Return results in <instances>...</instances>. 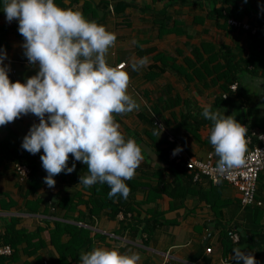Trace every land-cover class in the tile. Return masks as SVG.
<instances>
[{
    "label": "crops",
    "instance_id": "0c3cea01",
    "mask_svg": "<svg viewBox=\"0 0 264 264\" xmlns=\"http://www.w3.org/2000/svg\"><path fill=\"white\" fill-rule=\"evenodd\" d=\"M55 2L63 8L80 10L87 19L116 34L107 61L112 66L124 63L122 70L130 75L128 93L139 105L138 110L115 117L125 138H133L142 149L143 161L134 176L138 185L130 191L136 208L132 214L105 208L88 224L81 221L90 230L92 249L136 252L141 257L139 264H221L222 257H233L234 252L252 254L256 264H264V243L246 251L255 215L246 214L236 187L213 183L204 175L190 180L183 174L187 191L176 189L170 195L157 190L161 181L179 182L173 172L177 166L163 160L165 154L159 149L179 142L201 160H207L208 152L214 151L208 139L212 124L200 114L203 105H211L213 110L258 130L264 128V120H256L264 119V0ZM228 16L255 25L257 31L229 25ZM22 44L18 21L6 20L0 0V50L7 54L3 63L13 82H25L38 71V65L28 63ZM141 57L148 58V66L140 72L132 71L131 60ZM226 68L237 74L224 88L220 76ZM234 83L235 88L231 87ZM38 122V117L28 114L0 126V234L13 220L15 228L33 233L32 240L41 239L43 244L34 248L24 242L16 252L11 247L0 264H56L58 251L51 242L50 228L55 220L77 222L91 193L90 188L77 185L80 175L87 173V166L74 161L71 154L68 165L75 163V170L54 176L52 188L44 183L47 173L40 160L43 150L32 155L21 147L30 127ZM249 146L247 143V149ZM23 157L34 164L31 181H19L15 171L14 164L24 163ZM167 158L173 160L169 149ZM217 159L214 153V162ZM260 172L256 190L258 198L264 199V170ZM46 190L56 195L53 204H46L41 197ZM61 197L68 199V205L55 207ZM152 210L161 215L152 217ZM235 227L246 239L237 250L225 251L222 232Z\"/></svg>",
    "mask_w": 264,
    "mask_h": 264
},
{
    "label": "clouds",
    "instance_id": "9594fccd",
    "mask_svg": "<svg viewBox=\"0 0 264 264\" xmlns=\"http://www.w3.org/2000/svg\"><path fill=\"white\" fill-rule=\"evenodd\" d=\"M2 10L8 22L18 21L24 55L30 65H38V71L25 82L11 81L3 63L7 54L0 50V126L23 115L38 117L21 147L32 155L43 150L40 160L49 188L55 186L54 176L75 170V163L68 165L71 154L87 166L77 185L107 184L109 198L127 199L126 181L134 178L143 154L133 138H125L115 119L139 108L128 93L129 73L123 65L107 61L116 34L55 0H2ZM148 63L147 57L134 58L130 67L140 72ZM200 114L212 124L208 139L218 157L217 168L226 171L243 164L248 129L211 105H203ZM180 151L177 147L173 155ZM140 260L139 253L116 248L96 247L79 255V264H139ZM232 260L256 264L252 254L242 252H234Z\"/></svg>",
    "mask_w": 264,
    "mask_h": 264
},
{
    "label": "trees",
    "instance_id": "16d2710c",
    "mask_svg": "<svg viewBox=\"0 0 264 264\" xmlns=\"http://www.w3.org/2000/svg\"><path fill=\"white\" fill-rule=\"evenodd\" d=\"M232 68L225 69L221 72V78H224L225 85L224 88L227 87V84L230 83L233 79L236 78L237 73H231ZM241 124H246V123H241ZM251 124H246V126L249 128ZM255 141L257 140L256 136L252 137ZM169 141V140H168ZM170 142V141H169ZM180 143L179 142H174L171 143L170 145L172 146H178ZM168 148H162L161 150L159 149V153H164L165 155L162 156L163 160L167 161L171 166L176 165L177 169H174V174L175 177L179 182L175 183H167L165 181L159 182L162 183V186L157 189L154 188V190H159V191H164L167 194H174L176 193V189H184L187 191V185H184L182 181V175L184 174L186 178L192 180L193 172L190 171V173H186V167L184 164L181 162H176L174 160H168L167 158V153H168ZM174 161V162H173ZM21 162H24L25 164L29 165L31 168V174L30 177L27 179V181L32 180V174L34 172V164L28 160L26 157H23V160ZM175 167V166H174ZM177 174L175 171H177ZM261 173V172H260ZM259 173V175H260ZM259 178V176H258ZM223 182V181H222ZM219 182V183H222ZM127 185L130 188V191H134L137 188L138 181L131 179L126 181ZM226 183V182H225ZM90 195L88 197V200L84 201L86 207L84 210L79 211V215L77 220L78 221H83L84 224H88L89 222L92 221L95 215H98L100 210H103L105 208H111L114 213H116L119 210H122L125 213L130 212L131 214L135 210L136 206L133 201H131L130 197H132V193L130 192L127 199H124L123 197H114V198H109L108 193L110 191V188L108 187L107 184H96L90 187ZM182 193V192H181ZM184 193V192H183ZM183 195V194H182ZM255 197L258 198L257 190H255ZM133 200V199H132ZM68 205V199L65 197L59 198V201H57L54 206L56 207H63L64 205ZM245 212L250 213L255 215V217L251 220L255 226L251 227L252 230V235L250 236L252 240H249L247 243V249L246 251H249L253 246H259L264 243V221H261L262 215H263V209L264 207L257 206V205H251L247 204L244 206ZM150 212V211H149ZM152 217H159L161 213L157 210H152L150 212ZM246 219L249 220V216H246ZM74 222H67L65 220H55L54 225L50 228V239L51 242L55 245L57 251H58V256L56 259V264H70L71 261H79V255L82 251H89L92 249V240L90 236V230L89 228L85 227L82 223ZM146 222V220H145ZM15 222H10L7 224L5 227V230L2 234H0V245L2 244H9L13 250L16 252L18 251L20 244L22 243H27L29 245H34L33 247L36 248V245H42L43 241L37 240L34 241L32 240V235L33 233H30L29 231H26L24 229H17L14 227ZM237 227V226H236ZM235 227V228H236ZM148 227L145 225V230ZM63 236H66L65 239H63ZM245 236L241 231H239V239L237 241H233L227 231L222 232L221 236V242L224 246V250H237L238 246L245 241ZM12 252L14 255L15 252ZM9 255V254H8ZM9 258H12L10 256ZM7 259L5 257V254H0V260ZM2 260V261H3ZM27 264V263H26ZM34 264H40L38 261L34 262Z\"/></svg>",
    "mask_w": 264,
    "mask_h": 264
},
{
    "label": "built area",
    "instance_id": "2783aa9c",
    "mask_svg": "<svg viewBox=\"0 0 264 264\" xmlns=\"http://www.w3.org/2000/svg\"><path fill=\"white\" fill-rule=\"evenodd\" d=\"M226 21L229 25L236 27H243L249 29L252 32L257 31V27L251 26L249 23L239 20L237 18L228 16ZM124 65L123 62L114 65L120 66ZM231 87L235 88L236 83L232 84ZM246 140L250 145L243 157V164L228 169L226 171H221L217 168V163L214 162V151L210 150L208 152V159L201 160L193 155H190L183 145L173 146L169 148V157L174 161H181L184 163L185 167L193 172V177L198 178L200 175L206 176L211 182L219 183L226 182L240 191V203L245 206L247 204L257 205L264 207V199L255 197V190L257 187V180L261 170H264V128L258 130L256 127H247ZM163 128V127H162ZM165 128H163L164 130ZM170 140H174L170 134H167ZM253 136H256L257 140H253ZM177 147L181 148V151L173 155V150ZM15 171L17 173L19 181H25L30 177L31 168L25 163L16 162L14 164ZM82 223V222H79ZM229 236L233 241L239 239V231L236 228H231L228 230ZM12 248L9 244L0 245V254L8 255L10 254ZM210 252L211 249L207 248ZM221 264H229L232 262V257L227 254L221 258ZM46 263V261H43Z\"/></svg>",
    "mask_w": 264,
    "mask_h": 264
},
{
    "label": "water",
    "instance_id": "95a60500",
    "mask_svg": "<svg viewBox=\"0 0 264 264\" xmlns=\"http://www.w3.org/2000/svg\"><path fill=\"white\" fill-rule=\"evenodd\" d=\"M41 197L44 199L46 204L48 203L53 204L55 201L56 195L53 193H50L49 190H46L45 192L41 194Z\"/></svg>",
    "mask_w": 264,
    "mask_h": 264
},
{
    "label": "rangeland",
    "instance_id": "374dc122",
    "mask_svg": "<svg viewBox=\"0 0 264 264\" xmlns=\"http://www.w3.org/2000/svg\"><path fill=\"white\" fill-rule=\"evenodd\" d=\"M252 110H253V111H254V113H255V107H254V108H252ZM256 120H257L258 122H263V120H264V119H262V118H257Z\"/></svg>",
    "mask_w": 264,
    "mask_h": 264
}]
</instances>
